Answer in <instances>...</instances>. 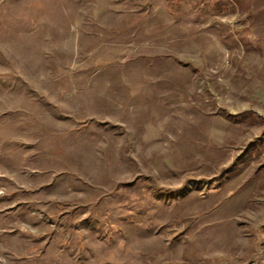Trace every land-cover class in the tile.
<instances>
[{"label": "rangeland", "instance_id": "obj_1", "mask_svg": "<svg viewBox=\"0 0 264 264\" xmlns=\"http://www.w3.org/2000/svg\"><path fill=\"white\" fill-rule=\"evenodd\" d=\"M0 264H264V0H0Z\"/></svg>", "mask_w": 264, "mask_h": 264}]
</instances>
